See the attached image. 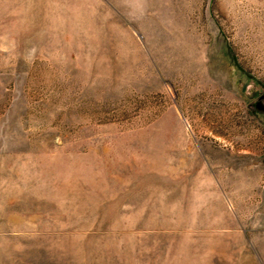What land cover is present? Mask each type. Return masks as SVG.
Segmentation results:
<instances>
[{
	"label": "rangeland",
	"instance_id": "rangeland-1",
	"mask_svg": "<svg viewBox=\"0 0 264 264\" xmlns=\"http://www.w3.org/2000/svg\"><path fill=\"white\" fill-rule=\"evenodd\" d=\"M0 264H264V0H0Z\"/></svg>",
	"mask_w": 264,
	"mask_h": 264
}]
</instances>
